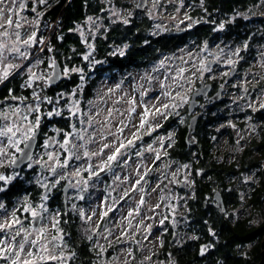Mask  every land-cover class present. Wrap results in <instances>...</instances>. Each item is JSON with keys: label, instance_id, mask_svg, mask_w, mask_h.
Segmentation results:
<instances>
[{"label": "rangeland", "instance_id": "rangeland-1", "mask_svg": "<svg viewBox=\"0 0 264 264\" xmlns=\"http://www.w3.org/2000/svg\"><path fill=\"white\" fill-rule=\"evenodd\" d=\"M34 1L40 4L39 0ZM17 2L23 3V0H17ZM136 3L137 0H98L97 12L87 14L86 19L82 21L84 23H76L72 31L76 35L83 33L87 37L92 36L95 38L98 35L101 39H107L113 29L121 30L127 28L135 21L146 20L147 34L145 39L147 42H143L142 44L149 43L150 41L151 44L155 38L163 36V33L170 28L185 29L187 34H189L195 31L198 26L207 24L211 16L209 14H204L203 16L191 15V5L186 4L185 0H149L148 9L145 12H133L132 10H135ZM24 10L25 8L15 10L19 15L18 21L23 28L29 31V34L33 31L37 33L40 27V15L35 13L33 18L28 19L23 15ZM89 17H91V20H89ZM250 17L251 19L264 17V2L258 8L246 12L237 11L229 16L222 17L220 22L213 23V35H218V37L211 36L197 43L191 36H186L168 54H161L162 52H160L159 58L155 59V61L152 58L144 71L139 72L136 69H131V72H128L131 79L128 82L123 81L120 91L116 89L113 94L114 99L109 98L111 100L101 104L102 117H100V120H103L107 116L108 108L116 110L111 120V129H114V131L111 130L112 132H115L117 127L120 126L121 120H124V123L128 124V127L124 129V133L121 136V139L124 140L135 132L136 126L140 123V117L135 114H133V119L130 122L125 119L129 107L128 100L135 97L137 101L136 112L142 113L144 111L145 105L140 103L139 100L140 93L150 88L148 80L144 77L157 78L152 80L154 88L143 98L147 107L152 108L153 105L160 107L162 103L168 102L166 98L160 97L158 100L148 99L149 96L160 92L158 80H164L165 75H175L178 68L186 69L185 76L191 77L194 65L195 67H199L201 61L205 64L209 61L217 62V64H212V72L204 73L205 78L203 80L193 77L194 83L191 85L192 90L187 93L189 96L187 103L177 109H172L171 114L167 115V118L159 114L155 118H152L151 115L149 116L151 128L145 127V131H159L160 135L156 138V146L151 147L148 145L146 152L140 154L139 163H133L131 170L124 174L127 183L126 188L137 185L135 188L139 190L138 196L127 205L115 207L112 210L113 221L111 226L101 232L96 242L93 241V245L99 249L97 253L98 260L94 264H177L172 249L163 250L165 246L164 234L166 233L167 236L172 237V245L179 246L183 245L188 237H192V233L188 235L185 233L187 231L186 223L190 220L187 200L193 196L196 182L199 179H203V170L193 160L194 153L190 154V159L192 160L184 162L176 161L169 157L168 148L173 144L177 128L185 126L186 129L188 126L190 118L187 110L188 104L193 92L199 89L200 83H210L215 89L223 85L224 100L222 105L214 107L211 110L212 114H210L211 106L215 105L205 101L204 104L208 108L207 112H205V118L213 114L226 116L225 122L221 124L219 122L215 127L219 133V145L222 148L217 158L218 160H223L225 157L227 163L233 162L236 165L239 162L236 156L240 154L249 139L255 135L254 130L258 124V118H255V116L259 111L264 110V107H261L264 104V74L263 70H259L264 69V42L254 46L257 52L255 57L248 62L246 53L249 46L226 38V34L236 19L249 20ZM125 20L128 22L125 23ZM49 31L48 35L50 34ZM40 46L35 47V52L42 48ZM130 46L129 43L123 41H114L112 45V48L114 47L113 53L115 55L119 53L124 55L127 49H130ZM229 59L233 61V64H227ZM243 63H246V66L244 65L240 70V66ZM233 68H238V71L230 82L227 83L226 78L230 74L225 76L224 73H230ZM116 74L119 78L122 72L119 71ZM198 76L199 73H197ZM165 83H171V81L165 80ZM141 85H143L142 88L140 87ZM249 87H257V89L259 87V89L248 99H245L244 94ZM118 97L121 100L115 103V99ZM78 104V101H75V105L77 106ZM77 107L81 109L79 105ZM93 107L95 106L88 103L87 111L91 109L93 113ZM176 112L179 115H176ZM121 113L124 115L121 116ZM208 114L210 115L208 116ZM169 116L175 120L174 126L164 134L162 130H159V124L162 123L163 125V122L170 118ZM237 120L243 122L240 127L237 126L240 124H237ZM226 127L233 130V134L235 135L233 143L228 142L226 132L221 134ZM196 139L193 136L194 142H196ZM97 142L100 144V140ZM89 147L92 151H96L94 144L89 145ZM157 155H159V159H157ZM138 166H140V169L136 173ZM149 169L152 170L151 175L154 178L153 186L147 191L146 197L143 200L144 202L141 204L142 191L140 189L144 186V181L142 180L140 184H135V182L145 175ZM256 173V170H252L233 177L236 179L238 176V185L240 189L242 188V198L237 206L231 207L227 205L222 212L223 217L231 222L236 221L238 218H249L250 225L252 226L264 224V204L260 208H255L249 204L250 191L258 181ZM120 176L123 175L120 174ZM78 179V177H75V184ZM181 184L182 188L179 189ZM140 185L142 186L141 188H139ZM79 187L80 185H77V188ZM215 191L220 190L213 187L212 194ZM212 194L210 197H206V202L217 209V203L211 197ZM100 204L101 201L98 199L99 206L97 204L95 206L90 205L86 211L88 216H93V219L89 221L90 232H88L87 238L95 234L96 230L91 228L100 219L101 212L105 209ZM93 209L95 210V215H93ZM7 212L8 216L0 219V223H3L4 219L10 218L12 211L7 209ZM53 218L56 219L54 215H49L48 222L44 226L45 240L43 242L45 243L52 241L53 236L62 235L65 239V233L60 226V232H57L53 228ZM166 224L168 227L174 228V231L171 233L172 236H170L167 230L168 227H165ZM181 226H184L185 229H182ZM83 227L88 229L86 224ZM210 236L213 240L201 246L203 253L210 250L213 247V241L217 240V236L212 230L210 231ZM116 237L117 239L121 238L123 245L114 247L112 242ZM56 243L60 245L62 242L57 241ZM49 247L51 248L52 245L49 244ZM53 251L57 255L62 252L65 257L64 264H71L73 253H69L67 250H60L59 248L53 249ZM129 251L132 252L131 256L128 254ZM52 264H59V261L52 262Z\"/></svg>", "mask_w": 264, "mask_h": 264}, {"label": "trees", "instance_id": "trees-1", "mask_svg": "<svg viewBox=\"0 0 264 264\" xmlns=\"http://www.w3.org/2000/svg\"><path fill=\"white\" fill-rule=\"evenodd\" d=\"M45 5H40L39 10L47 11L46 16L39 13L41 19L39 24V38L44 40L47 36L49 28L53 26L51 35L54 32L65 33V45L67 60L73 59L76 63V56L71 54L72 47L76 43V38L72 31L76 23H80L86 18L87 14L97 12L98 0H44ZM51 2V3H49ZM264 0H185V3L191 5V15L209 14V22L198 26L195 31L185 33L179 37L161 36L155 38L152 43L142 44L147 42L146 37V20L133 22L127 28L113 29L109 34L112 42L129 43L130 49H127L124 55L114 54L112 58L113 66L119 67L121 71L126 70L131 72V69H142L147 67L149 61L153 58H159L161 54H168L173 48L178 45L183 38L191 36L195 42H200L205 38L213 35V23L220 22L222 17L229 16L237 11L246 12L262 5ZM47 3L50 5L48 6ZM137 11V10H136ZM141 12V11H138ZM143 12V11H142ZM226 38L236 42L248 45L247 61L250 62L257 52L255 45L264 42V17L258 19H236L231 25L226 34ZM71 44V46H70ZM105 47V48H103ZM104 53H107V48L104 44L100 48ZM101 50L100 53L102 52ZM109 50V49H108ZM43 54V51H42ZM106 56V55H105ZM152 61V62H153ZM246 63L240 66L242 69ZM246 66V65H245ZM263 70L264 69H259ZM76 79L65 83L67 91L73 86H76ZM261 85V84H260ZM255 91L257 87L255 88ZM170 117V116H169ZM240 118V117H239ZM255 118H258L257 128L254 134L244 145L240 154L236 157L239 159L237 165L233 162L227 163L225 157L223 160H218L217 155H220V138L217 132L216 125L220 122H225L226 116L222 114L210 115L207 120H202L198 123V127L193 136L191 146L185 141V126L178 127L175 133L174 141L168 148L169 157L176 161H187L190 159V154L194 153L193 160L196 165L203 170V179L196 182L193 196L187 202L189 207V222H187V235L192 233V237L184 242L183 245H172V237L165 233L163 247L164 251L172 249L177 264H258L261 255V242L264 236V224L259 226L250 225L249 218H238L231 222L223 217L222 212L206 202V197L212 194L213 187L219 189L222 193L225 206H237L242 198V188L239 187L238 176L240 173L256 170L257 183L250 191L249 204L255 208H260L264 204V110L259 111ZM236 119H238L236 117ZM174 119L168 118L163 122L164 134L174 126ZM237 126H241L243 122L237 120ZM221 134L228 136V142L233 143V130L229 127L224 128ZM221 136V135H220ZM237 178H233L234 176ZM242 186V185H241ZM213 195V194H212ZM212 197V196H211ZM224 211V210H223ZM74 224V225H73ZM64 228L65 242L70 245L68 250L74 252L71 264H94L98 260L92 249L86 247L92 240L87 238L90 228L84 221L82 225L73 223ZM84 224L88 226L83 227ZM185 224V225H186ZM184 225V226H185ZM181 226L182 229H185ZM165 227H168L167 224ZM168 232L172 236L174 228L168 227ZM213 231L217 236V240L213 241V247L203 253L202 244L210 242L212 237L210 231ZM121 238L117 237L113 240L114 247L123 245ZM171 246V247H170ZM63 250V249H60ZM245 253V254H243Z\"/></svg>", "mask_w": 264, "mask_h": 264}, {"label": "snow or ice", "instance_id": "snow-or-ice-1", "mask_svg": "<svg viewBox=\"0 0 264 264\" xmlns=\"http://www.w3.org/2000/svg\"><path fill=\"white\" fill-rule=\"evenodd\" d=\"M7 0H0V83L6 81L9 75L15 71L17 75L24 72L27 69V79L25 80L24 87L31 88L36 81H43L46 85H52L61 76H67L71 72H80L81 69L67 67L63 68L62 71L58 70L57 62L55 59H49L47 63V69L50 71L44 73L41 70L40 74L37 73L35 69H39L40 65L45 63L44 60L37 58L34 55V46L44 45V41L40 39L36 32L33 31L31 34L28 33L27 29L23 28L18 20H14V12L11 11V8H5ZM40 3H44V0H39ZM11 5L15 6L17 0H10ZM19 8L23 9L25 5L19 3ZM138 7L142 6V2H138ZM9 14L5 16V12ZM115 15V13H114ZM91 20V17H89ZM125 23L128 21L125 20ZM15 28L13 29V26ZM223 27V25H221ZM83 35V33H81ZM91 47V45H89ZM32 50V51H30ZM51 48H48V51H51ZM43 51V48H41ZM89 55H85L84 59L89 60ZM31 57V58H30ZM26 61L27 63H23ZM163 63V62H162ZM187 63V62H186ZM227 64H233V61L229 59ZM187 70L184 68H178L175 75H165L164 80H158L160 86V92L151 95L148 97L149 100H158L160 97L166 98L167 103H162L160 107L155 105L152 108L147 107L146 102L144 101V96L148 94L149 91L154 88L152 85V80L157 79L155 77H144L148 80L150 88L142 91L140 93V103L144 104V111L142 113L136 112V98L128 100V109L126 120L129 122L133 119V114L140 117V123L137 128V132L133 133V139H129L126 142L121 139V136L124 133V129L128 127V124L124 123V120H121L120 126L117 127L116 132L111 131V120L114 117V112L116 110L112 108L107 109V116L103 120H97L96 117L100 116L101 111L95 113L91 112V109L88 111H82L75 104L72 108L69 109L71 113V118L75 120L79 115V126L76 123L72 124L71 131L65 132L63 134L62 143H59V148L62 149L67 156L61 160L59 154L54 155L47 150L52 147L51 140L46 141L42 147L44 148V154L47 155V161L41 159H35L34 149L37 146V138L39 136V131L41 128V115H35L34 119H29V115L33 112L40 113L39 102H41V97L39 93L33 90V97L38 101L35 107H27V110L18 107L12 106L7 111L0 109V169H12V174H7V171L0 172V192L6 191L5 185L10 184L18 176V169L23 171L22 166H26L29 169H33L35 164L40 165V171L43 173L45 168L52 173L53 181L49 183H41L39 180L38 183L41 184V187L45 189L43 195L40 199L42 203L39 205V211H37L33 206L25 201L23 206V211L25 213H30L32 220L39 224L43 219V213L49 211L47 204L43 203L48 199V193L54 188L61 180L68 181L69 173L72 177H78L76 184L66 183V187L75 188L77 185H80L78 192L80 195L78 199L91 200V195H85L88 192L90 185L95 186L101 180V173L111 174L115 176L116 180H121L120 176H116L114 169L119 165L125 163V160L122 157L128 155L127 150L130 147H135V141L141 139V136L137 133L144 129L145 127L151 128L149 123V116L155 118L157 114L167 118V115L171 114L172 109H177L183 104L188 102L191 85L194 83L193 77L203 80L205 72H212L211 63L205 64L203 61L200 62L199 67H195L192 72V76H185ZM197 73L199 76L197 77ZM230 73L225 72L224 75L228 76ZM83 79V76L81 77ZM165 80L171 81V83H165ZM121 83L116 84L115 88H109L105 95L112 94L121 87ZM141 88L143 85L140 86ZM223 87V85H222ZM83 89V84L78 87V92ZM138 90V89H136ZM206 90L205 86L202 84L199 89L196 90V94H200ZM76 93H74L75 95ZM12 99H19L21 103L23 98L15 97L12 95ZM45 99H48L45 97ZM103 99V98H101ZM48 102L52 101L48 99ZM119 101H115L118 103ZM90 105L93 103L88 102ZM264 107V104L261 105ZM49 116L52 115H61L59 111H53L48 113ZM124 114L121 113V116ZM176 115H179L176 112ZM96 124H99V127H96ZM99 136L100 147L99 151H92L89 145L96 144V137ZM111 136L112 140L109 142L108 137ZM108 150V152H106ZM139 154V153H137ZM106 156V159L104 157ZM92 157H100L101 162L95 164L90 162ZM159 159V155H157ZM48 161H55V164H49ZM81 161L86 166L82 167L81 164L77 163ZM59 169H64V171H59ZM82 173H87L85 178ZM58 177V179H57ZM47 179V178H45ZM144 181L147 184L144 176H141L136 180V184H140L141 181ZM150 186V185H149ZM135 190V185H133ZM115 189L109 190L105 189V192L108 196L112 195V192ZM140 191H144L143 188ZM147 193L145 192V195ZM124 197H128L129 193L127 190L124 191ZM99 199V198H98ZM122 197L119 195L113 197V203H105L106 211L101 212V220H104V217L107 216L108 212L113 210V204L118 202ZM143 197L141 198L140 203L142 204ZM73 211H79L80 219L88 222L93 219V216H88L84 208L77 209V206L73 204ZM17 211L14 209L11 213L10 218L4 219L3 223H0V264H52V262L59 261V264H64L65 257L61 252L59 255L56 254L53 249L59 247L57 241L62 242L64 237L53 236L52 241L43 242L45 240V229L42 227H34L32 231H29L25 226L23 221L17 216ZM93 215H95V210L93 209ZM131 215V213H129ZM8 216V212L4 203L0 202V219ZM61 221L53 218V228L57 232H60L59 228ZM99 227V225H97ZM93 237L89 236V240H92ZM49 244L52 247H49ZM130 256L132 252L128 253Z\"/></svg>", "mask_w": 264, "mask_h": 264}, {"label": "flooded vegetation", "instance_id": "flooded-vegetation-1", "mask_svg": "<svg viewBox=\"0 0 264 264\" xmlns=\"http://www.w3.org/2000/svg\"><path fill=\"white\" fill-rule=\"evenodd\" d=\"M19 3L20 2H17V4L13 6L11 5L10 1L7 0L6 4L4 5L6 9L11 8V11L15 13V15L13 16L14 20H18L19 15L17 12H15V10L19 8ZM49 3H47L48 6L50 5ZM23 4L25 5L23 15L28 19L33 18L35 13H43L46 16V12L50 10L48 9L44 12L43 9L45 7H43L42 10H39V6L45 5V2L39 4L34 0H23ZM132 11L136 12V10L134 9ZM150 11L152 10L150 9ZM6 12L5 16L9 14L8 12ZM14 28L15 25L13 26V29ZM50 29L52 30L53 26H51L49 30ZM51 30L49 31V35L47 33V36L45 38L46 40H44V45H39L43 48V54L41 49H38V51L35 52L36 46H34V55L37 58L45 61V63L40 65L39 69H35L37 73L40 74L41 70H43L44 73L50 71L49 69H47V63L49 59H55L58 63V69L61 71L65 67L69 69H81L82 71L71 72L67 76L62 75V80L57 84L46 85L43 81L38 80L33 84V87L28 88L23 86L25 80L27 79V69H25V71L20 73L19 75H17L15 71H13L6 81L0 83V109H3L4 111H7L12 106H18L24 109L25 111L29 106L35 107L38 101L33 97V90L35 89V91L39 93V96L41 97V102H39V107L41 111L40 113L33 112L29 115V119H34L35 115H41V128L39 131V136L37 138V146L35 147L34 152L35 159L42 158L45 161H47V155L44 154L45 150L42 145L49 140H51L52 142V147L47 150L48 152H51L54 155L59 154L61 160H63L67 156V153H65L62 149L59 148V143L63 142V134L65 132L71 131L73 123H76L79 126V117L77 116V118L73 120L71 118V113L68 110L69 107L72 108L73 104H75V101H78V105L81 107L82 111H87L89 101L93 102L92 106L95 107H93L92 111L93 113H95L102 109L101 104L111 99H114V93L105 95L109 88H115V85L121 82L120 80L128 82L131 79L130 73H128L126 70L121 71L119 67L113 66L112 58L115 55L113 53L114 47L112 48V45L114 44V41L112 40L111 42L109 36L107 37V39H101L98 35L93 38L92 36L87 37L86 34H83L82 36L79 34H74L76 38V43L74 44V47H72L73 49L71 51V54L76 53L75 63L72 58L69 60H67L66 58L68 54L65 51V33L56 34V32H54V34L51 35ZM36 34L39 37V33L37 32ZM102 44H104L107 48V53H105L106 56L103 54L104 52L100 49ZM89 45H91V47H89ZM48 48H51L52 50L48 51ZM99 50H101L102 52L100 53ZM89 54V60H85L84 56ZM23 63L27 62L24 61ZM134 69L138 70L139 72H142L145 70V67H143L142 69ZM119 71L122 72V75H119L120 77L118 78L116 73H118ZM82 76L83 79H81ZM72 79H76V86H73L67 91L66 86L64 85ZM226 82L228 83L230 81ZM81 84H83V89L78 92V87ZM217 88L215 89L213 86V89L207 98H200V105L195 110V114H200V119L198 123H200L202 120L208 119L205 118V112H207L208 109L206 108L207 105L204 104L205 101H208L209 103L215 105L211 106L209 112L210 114H212L211 110L214 107L222 105V103L215 104L209 99L210 96L217 91ZM120 90L121 87L117 89V91ZM74 93L76 94L74 95ZM13 94L15 95V97L23 98V102L21 103L19 99H12ZM45 97L50 99L52 102L49 103L48 99H45ZM117 100L120 102L121 98L118 97L117 99H115V101ZM53 111H59L61 115L49 116L48 113ZM210 114H208V116ZM100 117H102V111L100 116L96 117V119L99 121ZM191 117L192 115H190V118ZM99 126V124H96V127ZM111 130L114 131L113 128ZM159 130L163 131L162 123L159 124ZM185 130H187V128ZM135 132H137V129L135 130ZM137 134L141 136V139L135 141V147H130L127 150H122L127 151L128 153L126 157H122V159L125 160V163L119 165L114 169L116 176H120V174L123 175L120 176L122 179L116 180L115 183H113V181L115 180V176L111 174L101 173V180L99 181V183L95 186L90 185L88 188V192L85 193L86 196L91 195V200L78 199V196L80 195V193L78 192V188L66 187V183L75 184V177H72L71 173H69L68 181L61 180L60 183L57 184L54 188H52L51 191L48 193V199L43 203L47 204L49 211L47 213H43L44 219L39 224H37L35 221L32 220L30 213H25L23 211V206L25 205V201L27 200V202L30 203L33 208L39 211V205L42 203L40 197L44 194L45 189L41 187V184L37 181L39 180L41 183H49L53 181V177L52 173L49 172L47 168H45V171L41 173L40 165L35 164L33 169H29L26 166H22L23 171H20L19 169L17 170V178L14 179L10 184L4 186L6 191L0 192V202L5 204L6 209H10L11 211H13L14 209L18 210L17 216L21 218L24 223V226L29 231H32L34 227L44 228L45 224L48 222L49 215H54L56 219L61 221L59 226L63 229V231L64 228H66L68 225H72L75 222L82 225L84 223V220L80 219L79 211L72 210L73 204L77 206V209L84 208L85 211H87L90 205H98L99 198L101 201L100 205L105 208V203L112 204L113 197L119 195L120 197H122V199L113 204V209L115 207L118 208L122 205H127L128 203L133 201L136 196H138L139 190L136 188L134 190L133 187L126 188L127 183L124 178V174L131 170L133 163H139L140 154H144L146 152V148H148V145H150L151 147L156 146V138L158 137V135H160L159 131L151 130L149 132H146L145 128L141 129ZM98 137L99 136L96 137L97 141L100 140ZM129 139H133V133L129 137L124 139V141L126 142ZM111 140L112 137L109 136L108 141L110 142ZM94 145V149H96V151H99L100 144L97 142ZM106 152H108V150H106ZM104 159H106V156L104 157ZM90 162L99 164L101 162V158L92 157ZM48 163L54 165L55 161H48ZM77 163L81 164L82 167L86 166V164L81 161H77ZM139 167L140 166H138L136 173H138L140 169ZM4 171H7V174L9 175L12 174L11 168H8L6 170L0 169V172ZM59 171H64V169H59ZM148 172L149 174H147ZM148 172L143 175L145 180H147L148 182L147 184L150 185L148 186L147 191H149V189H151V187L153 186L152 183L154 180L153 175H151L152 170L149 169ZM82 175L85 178L87 177V173H82ZM145 186L146 184L144 183V186L142 187L140 185L139 188L142 187L143 189H145ZM106 188H109V190L114 188L115 191L112 192L111 196H108L105 192ZM125 190L128 191L130 196L127 201H125V198L127 197H124L123 195ZM142 197L143 200L146 197V195L144 196V191H142L141 198ZM104 211H106V208L104 209ZM112 221L113 213L112 211H110L108 212L107 216L104 217V220H101L100 218L97 222L94 223L93 227L91 228L96 230L95 234H97L98 237L96 239H93L92 242L86 245V247L88 249H92L96 257L97 253L99 252V249L97 246L93 245V241L96 242L98 240L99 236L101 235V232L108 229L111 226ZM86 223L88 224V226L90 225L89 221ZM35 224L36 226H34ZM97 225H99V227H97ZM69 247L71 246L68 245L65 240H63L58 248L67 250L69 253L74 254L72 250H68Z\"/></svg>", "mask_w": 264, "mask_h": 264}, {"label": "water", "instance_id": "water-1", "mask_svg": "<svg viewBox=\"0 0 264 264\" xmlns=\"http://www.w3.org/2000/svg\"><path fill=\"white\" fill-rule=\"evenodd\" d=\"M138 2H142V6L138 7L137 6ZM148 4H149V0H137L135 10L141 11V12L145 11L148 8ZM184 33H185V29L170 28L163 33V36H165V37H168V36L179 37V36H182ZM207 63H211V65L215 64V63L217 64V62H211V61H209ZM57 66H58V63H57ZM237 71H238V68H233L230 72V75L226 78V81H230L232 76H234L237 73ZM61 80H62V76L54 84H57ZM202 84L205 86L206 90L200 94H196V91H194L192 96H191L190 102L188 104V108H187L189 115H192V117L189 119L188 127H187L186 134H185V141H186V144L189 146H191L193 144L192 136L194 135V133L197 129L198 121L200 119V114L199 113L195 114V110L200 105V98H207L213 89L212 84L204 83V82L200 83L199 88L201 87ZM223 92H224V87H218L217 91L210 96V98H209L210 101H212L215 104L222 103L224 100ZM254 92H255L254 87L247 88V90L245 91V94H244V98L248 99ZM148 186L149 185L146 184L145 189H144V196H145V192L148 189ZM181 188H182V184L179 186V189H181ZM129 198H130V196L125 198V201H127ZM212 198L217 203L218 212L219 213L223 212V210L225 208V203H224L222 193L220 191H215L212 195ZM65 201H66V198H65ZM34 226H36V224ZM92 237H93V239H96L98 237V235L93 234ZM258 264H264V236H263V239L261 242V255H260V261L258 262Z\"/></svg>", "mask_w": 264, "mask_h": 264}]
</instances>
